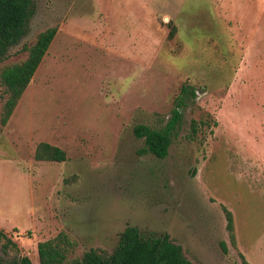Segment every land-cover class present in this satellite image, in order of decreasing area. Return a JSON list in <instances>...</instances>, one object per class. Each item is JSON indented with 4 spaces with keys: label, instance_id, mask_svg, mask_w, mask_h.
Wrapping results in <instances>:
<instances>
[{
    "label": "rangeland",
    "instance_id": "obj_1",
    "mask_svg": "<svg viewBox=\"0 0 264 264\" xmlns=\"http://www.w3.org/2000/svg\"><path fill=\"white\" fill-rule=\"evenodd\" d=\"M35 3L0 74L58 32L6 126L0 78V255L40 264L38 244L64 232L73 264L136 226L195 264H264V0ZM182 98L169 155L141 154L135 126L164 129ZM42 142L67 160H36Z\"/></svg>",
    "mask_w": 264,
    "mask_h": 264
},
{
    "label": "trees",
    "instance_id": "obj_2",
    "mask_svg": "<svg viewBox=\"0 0 264 264\" xmlns=\"http://www.w3.org/2000/svg\"><path fill=\"white\" fill-rule=\"evenodd\" d=\"M37 11L35 0H0V63L8 56L10 49L20 43L27 35L28 26ZM58 32L57 27H51L42 32L34 44L24 48L27 57L12 65L5 66L0 74L1 82L6 88L7 99L3 105L1 124L6 126L13 115L20 99L32 82L36 71L47 54ZM173 36V32L171 34ZM183 93L196 97L197 90L184 85ZM186 98V97H185ZM185 98L180 99L177 109L164 129H154L148 125L139 124L134 128V134L144 141L141 154H153L160 159L169 155L173 132L179 126L182 114L180 108L186 104ZM196 130V123L192 124ZM35 158L38 161L65 162L67 153L62 148L42 142L38 145ZM227 221V231L232 244L236 245L235 217L231 210L224 207ZM10 239L7 233L0 229V240ZM75 246L70 237L59 233L55 238L38 244L40 264H64L68 253ZM224 253H228V245L221 242ZM244 264H249L241 254ZM0 264H34L28 256L13 260H5L0 255ZM73 264H195L189 260L182 246L175 243L169 234H151L144 236L138 227L128 226L120 235L119 244L111 254H104L97 249H90L82 259Z\"/></svg>",
    "mask_w": 264,
    "mask_h": 264
}]
</instances>
